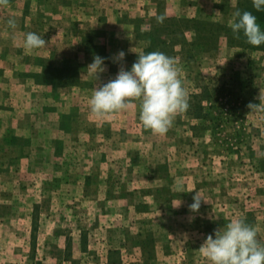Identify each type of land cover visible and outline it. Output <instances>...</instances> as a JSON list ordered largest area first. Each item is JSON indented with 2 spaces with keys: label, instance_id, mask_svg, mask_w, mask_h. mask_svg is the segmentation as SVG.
I'll return each instance as SVG.
<instances>
[{
  "label": "rangeland",
  "instance_id": "obj_1",
  "mask_svg": "<svg viewBox=\"0 0 264 264\" xmlns=\"http://www.w3.org/2000/svg\"><path fill=\"white\" fill-rule=\"evenodd\" d=\"M240 1L0 7V264H208L198 249L238 217L264 241V111L248 107L264 105V51L226 35L216 49L193 47L185 24L179 34L166 24L228 26ZM156 27L171 44L158 51L182 68L189 105L205 86L215 92L207 120L189 107L164 136L143 128L137 102L104 118L88 104L96 86L146 54ZM28 32L46 46L26 50ZM97 55L105 67L98 80L87 69ZM193 189L206 201L195 213Z\"/></svg>",
  "mask_w": 264,
  "mask_h": 264
},
{
  "label": "clouds",
  "instance_id": "obj_2",
  "mask_svg": "<svg viewBox=\"0 0 264 264\" xmlns=\"http://www.w3.org/2000/svg\"><path fill=\"white\" fill-rule=\"evenodd\" d=\"M10 0H0V7H8ZM256 11H264V0H252ZM163 23L165 16L156 17ZM10 29L17 27L16 20L7 21ZM235 39L240 34L254 47L264 44V30L257 22V17L250 11L236 9L228 21ZM24 48L28 51L41 49L47 41L34 32H28L24 38ZM125 53L117 54L123 60ZM87 69L98 80L105 71L104 58L95 56ZM137 102L139 121L145 130L153 135L164 136L172 128L175 118L185 113L189 105V96L183 85L182 68L175 57L161 51L141 53L132 64L131 70L121 68L115 79L100 87H95L88 100L91 113L97 118L127 110ZM251 111H264V105H248ZM178 193L185 192L182 185H177ZM191 212H198L201 202H206L200 192L193 189ZM208 264H264V241L258 236V229L247 223L246 218L238 217L227 222L222 229L215 231V238L209 234L198 249Z\"/></svg>",
  "mask_w": 264,
  "mask_h": 264
},
{
  "label": "trees",
  "instance_id": "obj_3",
  "mask_svg": "<svg viewBox=\"0 0 264 264\" xmlns=\"http://www.w3.org/2000/svg\"><path fill=\"white\" fill-rule=\"evenodd\" d=\"M238 9H240L242 12L245 10L250 11L257 17V22H264V11H256L252 6L251 0L240 1ZM168 23L171 26H176V28L173 30V34H179L181 31H184L182 27L185 24V29L194 33L193 40L190 43V45L193 47L205 46L209 49H216L219 45L221 36L226 35L230 44L244 48H252L253 50L264 51V44L259 47H254L248 44L246 42V38L243 36V33L240 34L239 39H235L229 26L188 19L179 21L174 19L166 20V24ZM160 32H162V27H156L154 31L146 34L148 35L147 39L150 42L146 49V53L158 51V49H161L162 46H171V44L162 38ZM214 94L215 92L205 86L200 94L194 95L190 103V115L195 119L207 120L211 116V108L207 107L205 102H210L214 98Z\"/></svg>",
  "mask_w": 264,
  "mask_h": 264
}]
</instances>
